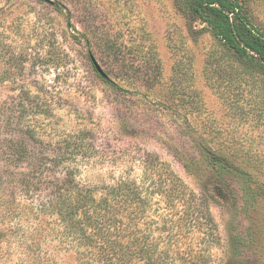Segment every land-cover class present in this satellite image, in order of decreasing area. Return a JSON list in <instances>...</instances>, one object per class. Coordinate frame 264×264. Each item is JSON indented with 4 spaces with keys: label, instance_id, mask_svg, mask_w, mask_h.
<instances>
[{
    "label": "rangeland",
    "instance_id": "374dc122",
    "mask_svg": "<svg viewBox=\"0 0 264 264\" xmlns=\"http://www.w3.org/2000/svg\"><path fill=\"white\" fill-rule=\"evenodd\" d=\"M50 1L0 0V264H69L31 213L66 176L51 160L68 146L81 185L137 177L129 166L156 155L207 194L221 242L211 264H264L260 70L226 74L228 91L214 93L203 68L217 40L185 0ZM240 2L264 32V0ZM176 60L192 74L184 91L171 88ZM179 97L198 104L186 115ZM200 144L226 160L224 193L207 190L215 174Z\"/></svg>",
    "mask_w": 264,
    "mask_h": 264
},
{
    "label": "trees",
    "instance_id": "16d2710c",
    "mask_svg": "<svg viewBox=\"0 0 264 264\" xmlns=\"http://www.w3.org/2000/svg\"><path fill=\"white\" fill-rule=\"evenodd\" d=\"M185 1L186 11L205 24L217 40L204 58L207 86L221 97L227 90L224 76L244 81L245 73L252 74L249 69H259L264 81V32L252 24L240 0ZM187 28L189 32L193 29L189 24ZM87 58L93 61L89 51ZM191 79L190 69L176 60L172 90L184 91ZM181 99L177 101L186 115L198 104H185ZM13 147L10 144V156L26 154L24 148L14 151ZM200 149L215 174L207 190L224 193L226 160L205 144H200ZM70 150L68 146L51 160L54 166L66 163V176L56 182L44 201L32 205L31 212L35 220L41 219L37 221L41 231L45 222L49 235L69 256V264L213 262V247L219 248L221 242L205 192L192 191L167 163L151 153L129 166L132 170L136 166L137 177L126 173L128 176L119 175L108 183L81 185L75 181L77 155ZM65 154L68 158L56 161Z\"/></svg>",
    "mask_w": 264,
    "mask_h": 264
},
{
    "label": "water",
    "instance_id": "95a60500",
    "mask_svg": "<svg viewBox=\"0 0 264 264\" xmlns=\"http://www.w3.org/2000/svg\"><path fill=\"white\" fill-rule=\"evenodd\" d=\"M44 2H46L47 4L50 5H54V2L50 1V0H43ZM97 73L102 77V78H106V76L100 71V69L98 68V66L94 65Z\"/></svg>",
    "mask_w": 264,
    "mask_h": 264
}]
</instances>
